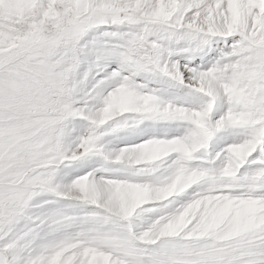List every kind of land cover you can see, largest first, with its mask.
Returning a JSON list of instances; mask_svg holds the SVG:
<instances>
[{
	"label": "snow or ice",
	"instance_id": "snow-or-ice-1",
	"mask_svg": "<svg viewBox=\"0 0 264 264\" xmlns=\"http://www.w3.org/2000/svg\"><path fill=\"white\" fill-rule=\"evenodd\" d=\"M0 264H264V0H0Z\"/></svg>",
	"mask_w": 264,
	"mask_h": 264
}]
</instances>
